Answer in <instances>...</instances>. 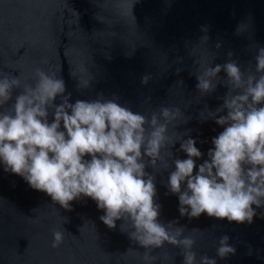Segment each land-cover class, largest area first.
<instances>
[{
	"label": "water",
	"instance_id": "obj_1",
	"mask_svg": "<svg viewBox=\"0 0 264 264\" xmlns=\"http://www.w3.org/2000/svg\"><path fill=\"white\" fill-rule=\"evenodd\" d=\"M204 35L209 41L201 39ZM258 46L264 47V0H0V70L34 84L37 67L52 69L65 80L73 101L117 94L121 104L149 116L162 106L179 107L191 119L183 124L186 117H181L170 134L191 130L184 138L196 139L204 153L196 171L208 158L212 138L223 130L212 119L201 122L200 112L206 105L215 110L222 103L217 97L227 91L219 86L201 96L195 77L200 63L223 64L231 51L242 70H254ZM145 74L151 76L147 86L141 83ZM80 79L91 81V87L78 91ZM179 148L177 143L172 150L186 159ZM156 174L161 221L178 220L185 235L197 239L199 255L214 257L217 264H264V208L257 209L252 224L207 214L182 218L178 196L166 194L168 172ZM102 215L88 197L73 201L71 210L55 204L21 176L5 172L0 162V264H145V249L121 231H131L130 224L117 221L110 229ZM54 228L66 229L58 249L51 247ZM225 234L237 254L221 260L216 249ZM179 251L166 244L153 255ZM182 259L177 256L172 264Z\"/></svg>",
	"mask_w": 264,
	"mask_h": 264
},
{
	"label": "clouds",
	"instance_id": "obj_2",
	"mask_svg": "<svg viewBox=\"0 0 264 264\" xmlns=\"http://www.w3.org/2000/svg\"><path fill=\"white\" fill-rule=\"evenodd\" d=\"M201 39L207 42L210 37ZM227 56L225 63L214 66L215 60L211 64L205 60L195 74L202 97L219 86L227 89L217 97L222 103L215 110L206 105L200 112L201 122L212 119L223 130L212 138L213 147L198 171L196 161L204 153L196 139L184 138L191 130L170 134V126L177 129L175 122L181 117H186L183 124L191 119L179 107L162 106L149 116L121 104L117 94L73 101L65 80L52 69L37 67L34 84L0 70L4 171L21 176L32 189L45 192L68 210L73 201L91 198L110 229L117 227V221L130 224L131 231H121L145 249V264L157 260L172 264L177 256L183 258L182 264H217L216 258L195 251L197 239L185 235L178 220L161 221L156 173L168 172L166 194L178 196L182 218L207 214L229 223L252 224L257 209L264 208V47L258 46L254 70H242L233 52ZM150 80L145 74L141 83L147 86ZM89 87L91 81L78 80V91ZM177 143V152L185 153L186 159L173 152ZM260 215L264 219V213ZM65 230H52L53 249L64 244ZM230 239L226 234L219 238L216 256L221 260L237 254ZM166 244L180 251L175 256L153 255Z\"/></svg>",
	"mask_w": 264,
	"mask_h": 264
}]
</instances>
